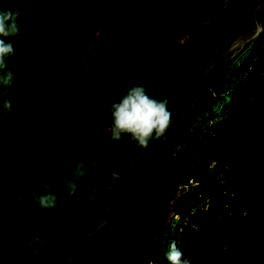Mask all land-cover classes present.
<instances>
[{"label":"trees","instance_id":"16d2710c","mask_svg":"<svg viewBox=\"0 0 264 264\" xmlns=\"http://www.w3.org/2000/svg\"><path fill=\"white\" fill-rule=\"evenodd\" d=\"M109 1L0 0V9L19 7L22 13V34L12 41L15 55L10 66L16 80L10 91L38 84L30 91L9 93L12 104L19 95H28L33 102L24 100L16 111L0 115V215L7 218L1 245L20 241L27 246L34 238L47 236L68 252L92 232L104 219V207L124 173L156 142L147 148L127 137L110 142L109 132L101 131L108 130L109 107L128 88L124 75H130L131 85L142 83L150 94L163 90L172 120L194 92L200 62L255 31L249 13L259 3L113 1L101 28ZM164 7L172 12L166 13ZM177 7L185 10L177 13ZM145 10L150 23L143 20ZM93 35L96 44L88 60L78 72L59 79L58 88L52 90L47 72L77 68ZM259 59L264 60V32L205 76L191 113L154 157L137 168L111 223L79 248L72 264H167L165 254L172 242L192 255L193 264H264V197L254 195L255 182L248 177L253 169L250 159L234 169V160L253 141L251 152L264 142V111H259V104L252 109L246 101L254 89ZM208 64L202 63L201 72ZM103 108L106 115L101 118ZM87 154L92 160L99 158V167L86 166L78 191L69 196L63 181L72 178L74 165ZM217 160L226 164L219 177L218 170H207ZM41 169H47V190L57 195L52 209L31 203L32 195L46 191L35 179ZM117 172L121 175L114 179ZM92 186L98 191L89 200ZM180 187L190 191L175 200L178 219L159 228L153 217L156 204L163 198L174 200ZM225 192L246 216L222 206ZM77 198L79 205L74 203ZM203 203H208V223ZM64 220L71 223L62 227ZM46 248L45 256L53 255V264L68 260Z\"/></svg>","mask_w":264,"mask_h":264},{"label":"clouds","instance_id":"9594fccd","mask_svg":"<svg viewBox=\"0 0 264 264\" xmlns=\"http://www.w3.org/2000/svg\"><path fill=\"white\" fill-rule=\"evenodd\" d=\"M21 9L6 7L0 9V110L5 114L12 111L13 104L8 95L13 88L16 77L10 66L11 58L15 55L12 41L22 34L20 25ZM159 97V98H158ZM168 99L163 90L150 94L142 83H134L123 89L119 98L108 109V140L119 142L127 137L130 142L139 147L147 148L152 142L161 140L171 125V112L168 109ZM86 162L78 161L73 168L72 178L63 181L69 190V196L78 191V182L86 175ZM91 167H99V158L91 162ZM35 179L44 184L46 191L31 196V203L41 209H52L56 206L57 195L50 189L47 169L35 173ZM11 189V185L9 186ZM98 189L90 188L89 200H94ZM21 200L25 197L21 196ZM74 203L80 204L77 198ZM70 220H64L62 227H67ZM167 264H193L191 254L185 255L176 242L169 245L165 254Z\"/></svg>","mask_w":264,"mask_h":264},{"label":"water","instance_id":"95a60500","mask_svg":"<svg viewBox=\"0 0 264 264\" xmlns=\"http://www.w3.org/2000/svg\"><path fill=\"white\" fill-rule=\"evenodd\" d=\"M116 1L118 2L119 0H110L107 5L105 12L102 14L100 20H101V28L103 26V17L104 14L108 11L109 5L111 2ZM253 22H254V29L255 31L251 34L244 35L239 37L234 43L231 44L228 50L210 58L203 59L199 67L197 69V80L194 88V92L191 95L190 99L187 101V103L181 108V111L171 120V125L165 134V136L161 139L156 141L153 145H151L149 148L145 149L143 152H141L136 159L132 162L128 170L124 173L122 178L120 179L119 183L116 185L115 189L112 192L111 198L109 202L106 204L105 208V216L102 222L97 225V227L90 233H88L86 236L82 237L78 241L74 243V245L71 247V250L68 252H63L59 250L57 247H54L53 244L50 242L49 239L45 237H37L32 244L28 246L25 251L29 250L32 245L36 242H45L47 243L50 248L54 251L57 252L60 255L67 256L68 260L65 262V264H72L73 260L76 257V254L81 246L92 240L98 233H100L104 228H106L112 221L113 215L115 213L118 199L122 192L124 191L125 187L127 186L128 182L130 179L133 177V175L136 173L137 168L148 163L151 158L154 157V155L157 153L159 148L162 146V144L169 138V136L174 132V130L178 127V125L191 113L193 107L195 106L201 91H202V86L204 83L205 76H207L210 72L213 70L224 66L226 61L230 58L229 56H235L238 54L240 51L244 49L246 45H249L256 41L264 32V0H259L258 5L256 6L254 12H253ZM100 32L103 33L102 29H100ZM103 36V35H102ZM91 52L88 53L84 59V61L75 69H71L63 73L59 77H54L51 80L52 81H58L62 77H66L67 75L74 74L78 72L84 63L88 60L90 57ZM208 62V66L201 72V66L202 63ZM48 83V82H47ZM45 84V83H41ZM38 84H33L31 87H29L27 90H20V91H10L9 93H20L24 91H30L34 87H36ZM8 248H18L21 250V248L15 244V243H7L4 245L0 246V252L8 249Z\"/></svg>","mask_w":264,"mask_h":264},{"label":"rangeland","instance_id":"374dc122","mask_svg":"<svg viewBox=\"0 0 264 264\" xmlns=\"http://www.w3.org/2000/svg\"><path fill=\"white\" fill-rule=\"evenodd\" d=\"M119 1L124 2L127 0H119ZM213 1L214 0H212L211 3ZM167 3H170V0H168ZM164 9H165L166 13L172 12L171 8L164 7ZM254 9H255V6L252 5L251 9H250V13H249V17L251 19L253 17ZM184 10L185 9H183L182 7L181 8L177 7L175 12L180 13V12H183ZM142 17L144 18L143 20L145 23H150L151 20L148 17V11L147 10L143 11ZM194 30H195V27H192L191 31H194ZM187 41H188V38L186 37L180 43V46L182 44H185ZM95 44H96V35H93L89 38L88 45H87V48L84 50V53L85 54L90 53V51L93 50V48L95 47ZM235 56L230 55L229 56L230 58L226 61V63L224 65H226L229 61L233 60L235 58ZM257 69H258V74H257V79L254 83V87H253L254 89H253L252 93L248 97H246V101H248L251 104L252 109H256L257 105L259 104L260 105L259 111L263 112L264 111V60H260V59L258 60ZM66 71H68L67 68L62 67V68H58V69H55L53 71L50 70L47 72V75H46L48 77L47 82H48V85L52 88V90H55L58 88V83H57V81H52L51 79L54 77L61 76ZM124 79L126 80L125 82L128 84L127 86L129 87L131 85L130 75H124ZM29 98H31V99H29ZM102 98H104V97H102ZM24 100H26L25 102L28 104H31L33 102L32 97H30L28 95H19L17 98V101L15 103H13L12 111H16V109L22 107L23 104L25 103V102L23 103ZM2 113H3V111L0 110V115ZM105 115H106V109L103 108L102 112L100 114V117L102 118ZM101 131H108V130L106 128L102 127ZM254 143H256V141H253L250 144V147L248 149H245L244 152L239 157H237V159L234 160V162L237 163L236 164L237 166L234 169H238L239 167H242L243 162H245V160H249V159L251 160V163H253V169L248 174V177L251 178V176H253L252 181L255 182L253 184L254 195L258 199V198L264 197V142H261V146H260L259 150L255 149L254 150L255 152H253V151L251 152V145ZM90 156H91L90 154H87L86 157L83 158V161L86 162L87 167L92 162V159ZM225 167H226V164L224 161L217 160L216 162L210 163L207 170L214 171V172H216L218 170L216 175H218V177H219V175H221V173L223 172ZM91 169L92 168H90L89 170H91ZM120 175H121V173L117 172L114 175V179H118L120 177ZM191 186H193V185H191ZM189 191H190V189H188V188L180 187L174 200H168V199L163 198L156 204L155 210L153 212V217L158 222L159 228L166 227L170 223L172 218H174V220L178 219L173 212V206H174L175 200L186 195ZM225 197H226V200H224L223 203H221L225 209L227 207L228 210H230L233 214H238L240 217L246 216V213L244 212V210H238L235 207V204L230 200L231 195L228 192H225ZM207 206H208V203H203L201 206L202 214L206 215L205 223H208V221H209L208 214H207V211H208ZM109 223H111V221ZM4 244H7V243L5 242ZM8 249H10V248H8ZM8 249H6V250H8ZM6 250H4V252H6Z\"/></svg>","mask_w":264,"mask_h":264},{"label":"flooded vegetation","instance_id":"af4514ba","mask_svg":"<svg viewBox=\"0 0 264 264\" xmlns=\"http://www.w3.org/2000/svg\"><path fill=\"white\" fill-rule=\"evenodd\" d=\"M190 1L195 3V0H190ZM6 222H7L6 215H0V232L3 227L6 228ZM36 238H34L30 244H32ZM45 238L49 239L47 236ZM50 242L52 243L51 240ZM0 243H2L1 238H0ZM10 243L17 244L21 248V250L18 248H10L11 249L10 252L8 251L10 249L6 250V252L2 251L0 253V264H53V255L48 253L47 256H45V252L47 251L46 247H48L50 251H53L50 248V246L45 242L42 241L36 242L27 251H25V249H27L30 244H28L27 246H22L20 241H10ZM53 246L57 247V245L55 244H53ZM12 249H15V251H13Z\"/></svg>","mask_w":264,"mask_h":264}]
</instances>
